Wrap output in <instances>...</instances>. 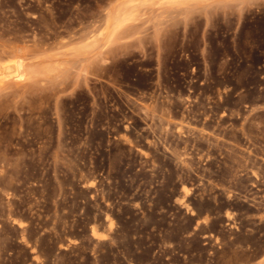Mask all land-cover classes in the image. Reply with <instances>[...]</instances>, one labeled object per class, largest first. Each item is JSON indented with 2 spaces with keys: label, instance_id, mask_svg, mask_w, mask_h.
<instances>
[{
  "label": "rangeland",
  "instance_id": "374dc122",
  "mask_svg": "<svg viewBox=\"0 0 264 264\" xmlns=\"http://www.w3.org/2000/svg\"><path fill=\"white\" fill-rule=\"evenodd\" d=\"M127 2L0 0V264H264V0Z\"/></svg>",
  "mask_w": 264,
  "mask_h": 264
},
{
  "label": "bare ground",
  "instance_id": "6f19581e",
  "mask_svg": "<svg viewBox=\"0 0 264 264\" xmlns=\"http://www.w3.org/2000/svg\"><path fill=\"white\" fill-rule=\"evenodd\" d=\"M137 0H128L127 2V6L130 8V7H133L134 8V3L136 2ZM140 4V3H139ZM128 8V9H129ZM131 9V8H130ZM135 10V9H134ZM133 11V10H132ZM132 19L131 15H129V13L126 15L124 14H118L114 21L113 24H111L112 26V33H117L125 24L126 22L130 21ZM111 22V23H112ZM111 33V32H110ZM89 45V44H88ZM91 45V44H90ZM91 47V46H90ZM89 50V49H88ZM38 54V53H37ZM6 66V65H5ZM47 68V67H46ZM46 68H43V70H39L37 71L38 74L46 71L47 69ZM0 71H1V75L3 79H9V80H13V81H26L27 78H29V75H30V70L29 68L27 67V65L24 63V60H19V61H16V62H13L12 65L8 66V67H3L2 65H0ZM33 74H34V71H32ZM48 72H49V69H48ZM42 75V74H40ZM35 76V75H34ZM2 79V80H3ZM0 81V83L3 84V81ZM21 83V82H20ZM1 84V85H2ZM95 235L99 236L98 233H95Z\"/></svg>",
  "mask_w": 264,
  "mask_h": 264
}]
</instances>
